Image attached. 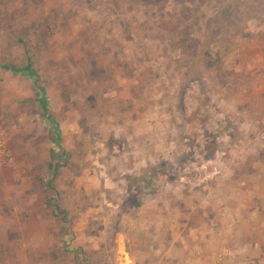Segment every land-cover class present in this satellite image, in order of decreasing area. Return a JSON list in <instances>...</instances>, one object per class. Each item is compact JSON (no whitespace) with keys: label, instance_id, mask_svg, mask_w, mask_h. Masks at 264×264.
<instances>
[{"label":"rangeland","instance_id":"1","mask_svg":"<svg viewBox=\"0 0 264 264\" xmlns=\"http://www.w3.org/2000/svg\"><path fill=\"white\" fill-rule=\"evenodd\" d=\"M232 224L264 252V0H0V264H184Z\"/></svg>","mask_w":264,"mask_h":264},{"label":"crops","instance_id":"2","mask_svg":"<svg viewBox=\"0 0 264 264\" xmlns=\"http://www.w3.org/2000/svg\"><path fill=\"white\" fill-rule=\"evenodd\" d=\"M227 224L230 223L227 222ZM250 224L248 222L247 227L245 226L248 230L247 232L251 231V227L253 228L252 224L251 226ZM213 226L215 225L213 224ZM217 227H219L218 224ZM158 228L163 229L161 227ZM238 229L239 227L232 224L222 229L212 227L211 230H207L203 227L201 230H197L196 233L192 229L189 230L191 233L194 232L200 235L198 242L201 243L200 248L198 247L199 253L196 255V261L188 259L185 260L184 264H264V252L258 250L256 247L253 250V245H247L244 241V235H241V232H237ZM156 237L158 238L155 235ZM180 242H182V238ZM163 249L166 250V248ZM157 251H162V249ZM190 253L191 251L187 252V258H190ZM221 257H223L224 261H221ZM218 258L219 262H217Z\"/></svg>","mask_w":264,"mask_h":264},{"label":"trees","instance_id":"3","mask_svg":"<svg viewBox=\"0 0 264 264\" xmlns=\"http://www.w3.org/2000/svg\"><path fill=\"white\" fill-rule=\"evenodd\" d=\"M1 68L10 70L13 74H20L21 76L28 77L33 80L34 84L37 86V96H36L37 101L44 111L46 120L51 125V130L55 134V142L56 144L59 145L60 140H61L60 129H59V126L54 116L52 115L48 107V99L46 97V93L42 88H40V84H39L40 76L38 72L34 69V63L32 62L31 57H28V63L24 66H21V67L3 66ZM64 156L66 159L68 158L67 155H64ZM58 170H59V166H57L56 171L58 172ZM57 213L59 214V216H62L63 212L57 211Z\"/></svg>","mask_w":264,"mask_h":264}]
</instances>
